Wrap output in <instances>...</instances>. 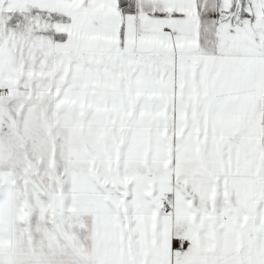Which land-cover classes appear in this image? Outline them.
<instances>
[{
	"label": "crops",
	"instance_id": "1",
	"mask_svg": "<svg viewBox=\"0 0 264 264\" xmlns=\"http://www.w3.org/2000/svg\"><path fill=\"white\" fill-rule=\"evenodd\" d=\"M237 7L0 0L4 11L67 15L70 51L170 59L176 130L169 169L107 180L70 172L25 224L0 169V264H264V185L254 177L264 171L254 149L264 141V58L235 44Z\"/></svg>",
	"mask_w": 264,
	"mask_h": 264
},
{
	"label": "rangeland",
	"instance_id": "2",
	"mask_svg": "<svg viewBox=\"0 0 264 264\" xmlns=\"http://www.w3.org/2000/svg\"><path fill=\"white\" fill-rule=\"evenodd\" d=\"M237 6L235 44L264 58V0ZM68 34L65 14L0 10V169L22 224L48 211L70 172L107 180L172 162L171 60L73 52L63 45ZM254 144L264 168V141ZM254 177L264 185V171Z\"/></svg>",
	"mask_w": 264,
	"mask_h": 264
}]
</instances>
